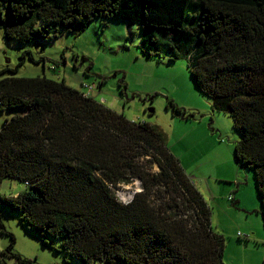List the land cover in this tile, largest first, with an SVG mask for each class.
Here are the masks:
<instances>
[{
  "label": "trees",
  "instance_id": "obj_1",
  "mask_svg": "<svg viewBox=\"0 0 264 264\" xmlns=\"http://www.w3.org/2000/svg\"><path fill=\"white\" fill-rule=\"evenodd\" d=\"M103 15L140 25L153 49L144 55L185 59L212 112L231 118L234 160L254 171L264 224V0H0L3 37L21 46ZM13 109L25 113L0 129V184L27 185L0 195V208L27 230L80 264H226L211 208L158 127L46 77L0 80V113ZM134 181L140 190L120 202L113 190Z\"/></svg>",
  "mask_w": 264,
  "mask_h": 264
},
{
  "label": "rangeland",
  "instance_id": "obj_2",
  "mask_svg": "<svg viewBox=\"0 0 264 264\" xmlns=\"http://www.w3.org/2000/svg\"><path fill=\"white\" fill-rule=\"evenodd\" d=\"M57 29V37L49 42L38 40L21 46L5 40L0 27V80L46 77L64 81L77 91L84 85L91 86L92 97L105 107L130 121L158 127L166 136L170 153L187 175L194 171L206 178L234 176L204 195L211 208L213 231L224 239L226 264H263L259 254L244 247L249 241L237 236L250 235L252 242L264 246V239L259 238L264 237V224L254 171L236 164L234 145L240 136L231 118L213 113L209 101L196 90L187 61L171 62L157 55H144L153 49L145 46L141 26L104 15L76 35ZM170 103L194 117L182 120ZM24 113V109L0 113V129L7 119ZM182 136V142H178ZM194 156L199 157L198 163L193 161ZM236 171L240 174L235 175ZM139 190L140 183L134 181L113 193L125 203ZM25 191L26 186L15 180L6 179L0 184L1 196H17ZM230 194L235 201H227ZM0 223L7 232L2 234L0 225V261L3 258L5 264H80L65 254L60 241L27 230L18 214L0 208ZM8 250L14 257L2 255Z\"/></svg>",
  "mask_w": 264,
  "mask_h": 264
},
{
  "label": "crops",
  "instance_id": "obj_3",
  "mask_svg": "<svg viewBox=\"0 0 264 264\" xmlns=\"http://www.w3.org/2000/svg\"><path fill=\"white\" fill-rule=\"evenodd\" d=\"M182 138H183V136L182 137H180L179 138V140H178V142H182ZM199 157L198 156H194V160L193 161H195V162H197L196 160L198 159ZM198 163V162H197ZM191 170H189V172H190ZM190 173H192V174H189L188 175V177L191 179V180H194V181H196L195 182V185H196V187L198 188V190L200 191V193H202L203 194V197H204V195H208L207 193H208V191H213L214 192V190H212L213 188H215V186L219 183V182H222L223 180H227V181H231L230 179H233L234 178V176L231 178H225V179H222V178H219V176H215V178H213V176H211V177H207L206 178V176L205 175H200V174H195V172L193 171V172H190ZM235 173H237V174H235V175H239L240 173H239V171H236ZM217 177V178H216ZM236 183V182H235ZM236 185V184H235ZM237 185H239V183H237ZM230 195H232V194H230ZM228 197H229V195H228ZM228 197H227V201H229V202H233V201H235L234 199H235V197L230 201L229 199H228ZM233 197V196H232ZM214 198V197H213ZM239 199L241 200V196H239ZM212 203H214V201H212ZM250 231H254L255 233H256V231H255V229H250ZM215 233V232H214ZM239 233H237V235H238ZM246 236H248V239H244V240H246L247 242L249 241V243H247V246H244L246 249H249L252 253H256V254H259L260 255V260H262V263L264 264V246L262 245H260V244H258L257 243V241H254V242H252V240H254L253 238H251V236L250 235H247L246 234ZM254 237V236H253ZM261 240H263L264 239V237H259ZM250 243H254V245H252V244H250ZM255 261H256V259H255Z\"/></svg>",
  "mask_w": 264,
  "mask_h": 264
},
{
  "label": "built area",
  "instance_id": "obj_4",
  "mask_svg": "<svg viewBox=\"0 0 264 264\" xmlns=\"http://www.w3.org/2000/svg\"><path fill=\"white\" fill-rule=\"evenodd\" d=\"M92 90H93V88L91 86L84 85V86H82L81 93L83 94V97L91 98L92 97V95H91ZM26 185H27V183H25V186ZM228 199L231 201L233 199V197L231 195H229ZM237 236H239L240 238H243V239H248V236H246V235L242 236L240 233Z\"/></svg>",
  "mask_w": 264,
  "mask_h": 264
}]
</instances>
